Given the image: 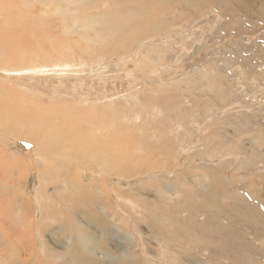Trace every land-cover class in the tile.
Returning <instances> with one entry per match:
<instances>
[{"label":"rangeland","instance_id":"obj_1","mask_svg":"<svg viewBox=\"0 0 264 264\" xmlns=\"http://www.w3.org/2000/svg\"><path fill=\"white\" fill-rule=\"evenodd\" d=\"M45 1L0 0V43L10 41L16 51L6 48V52L20 59L25 56L32 67L34 58L39 64L47 58L49 66L58 59L61 62L19 79L0 72V112L49 109L45 118L53 117L58 132L77 126L81 146L88 147L93 158L100 152L102 161L116 155L125 162L116 171L103 170L96 161L84 158L78 164L73 159L69 163L84 162L83 168L71 171L89 190L78 193L104 199L91 212L75 215L80 222L92 218L88 233L96 245L91 249L100 253L104 239L111 250L120 245L135 252L137 264H264V0H188L185 6L182 0H124L125 15H133L131 7L141 6L144 18L140 22L164 21L167 29L130 28L131 36L116 38L97 28L103 33L104 47L91 44V56L82 52L85 39L66 33L73 20L68 17L65 23L61 18V1ZM83 2L70 5L68 15L85 19L118 10L112 3L101 5L104 0L96 8ZM71 7L75 12L69 11ZM86 25L89 35L95 36V26ZM52 42L63 48L57 50ZM98 52L105 55L96 57ZM2 116L1 127L8 120H32L29 115ZM60 116L66 117L62 123ZM9 125L0 133L7 142L0 143V150L7 149L8 159L12 153L29 154L33 145ZM23 162L31 170L23 167L20 175L9 162L0 166V200L6 205L12 204L3 188L8 178L17 181L16 189L33 205L38 201L45 162L33 155ZM54 188L48 185L47 195L56 200L61 192L55 195ZM35 213L39 214L38 206ZM110 213L120 215L125 230L131 231L130 245L128 239L103 235L101 216ZM9 220L0 218V264L97 261L88 258V247L71 245L70 241L78 242L65 234L61 219L44 226L46 232L39 238L19 225V216ZM7 242L15 244L8 247ZM48 251L55 256H48ZM75 258L77 263L71 260ZM98 259L101 264H127Z\"/></svg>","mask_w":264,"mask_h":264},{"label":"bare ground","instance_id":"obj_2","mask_svg":"<svg viewBox=\"0 0 264 264\" xmlns=\"http://www.w3.org/2000/svg\"><path fill=\"white\" fill-rule=\"evenodd\" d=\"M49 1H54V2L61 1V2H59V4L62 5L61 6V10H60L61 11V18L63 19V21H65V23H67L66 20H67L68 17L72 18L71 20H73V22L71 23V25L70 26H67V28L65 29V31L68 30V31H66V33H69V32L71 33L72 32L73 34H78L79 36H81V38L83 40L85 39L86 40V48L82 49V52L85 53V54H87V55H89V56L92 55V53L90 52L91 51L90 50V45L91 44H99L101 48L104 47L103 46L104 45L103 44L104 43V38L101 37V35L103 33H101V31L98 30V29L105 30V31L109 32L110 34H112L113 36H115L116 38H117L116 35H119L120 37L123 38L125 36L128 37V35L131 36V33L130 32L132 30H129L130 28L133 29V30H139V31L149 32L152 29L154 31H156L157 28H163V27H165V29H167L166 26L168 25V23H166L164 21H158V22H156L154 24H150V25L144 24V23L140 22L144 18V17H142L143 13L141 12L142 9H144V7H141V6H136L137 9H135L136 7H131L130 6L131 7L130 10H132L133 15H131V16L130 15L129 16L128 15H125L123 13V11H121V10H123L125 8V7L121 6L122 3L126 2L124 0H104L103 4H101V5H108L109 6L112 3L114 6H116L115 9H118V10L115 13H101V14H97V15H88L87 17H85V19H76L75 15H73V14L68 15V10H66L70 5H72L74 3H79L80 4V2H82L83 0H49ZM84 1L85 2H83L82 4L87 3V5L89 7L96 8V6H97L96 3L99 0H90V1L84 0ZM136 1L138 2V1H142V0H136ZM42 2L43 3H46L45 0H42ZM161 2H163V1H161ZM185 3L187 5L188 0H182L181 1V5H184L185 6ZM162 6H163V8L166 7V5H162ZM128 7H126V8H128ZM64 10H66V12ZM76 10H78V8H76ZM69 11L75 12V9L72 8ZM77 14H78V12H77ZM149 14H151V13H149ZM149 17L150 16H148V18ZM17 21H19V20H17ZM153 22H155V21H153ZM86 23H89L91 26H93V25L95 26L94 32H95V36L96 37L89 35V30L88 29L90 27L87 29ZM74 26L76 27V29H74ZM166 32H168V31H166ZM119 36H118V38H119ZM106 37H107V35H106ZM53 43L56 44V47L55 48L57 50H60L59 47L63 48V45L62 44H61L62 45L61 46L58 43L52 42V44ZM111 43H112V41H111ZM6 48H8L9 50H11L13 52H16L14 50V44L12 45L10 41L4 42V44L0 43V72H4V73H6V75H13V74H15V75L19 76L18 79L19 78H22L24 76H32L33 73H35V71H38V72L41 73V72H43V69H44L45 66L48 67V68L49 67L52 68V67H58V66L61 65L60 60L59 59L56 60V57H54V59L56 60L55 64H54V62L52 63V64H54V66H52V65L49 66L47 64V58H46V60L44 62H41L40 63L41 65L38 62H36L38 60L37 58L31 59L33 61L32 64H34V67H32L33 65L28 66L27 63H26V60H25V58H26L25 56H23V59H20V55H17L16 56V53L6 52ZM55 48H54V52H55ZM120 52L117 55H119ZM85 54H83V55H85ZM95 55H97L96 57H98V56H104L105 53L104 52H98ZM41 57H43V56H41ZM18 63H21V65H17ZM37 63L39 64L40 67H36L35 66ZM144 64H145V62H144ZM73 66L76 67L75 65H73ZM84 66H85V64H84ZM139 66H137V67H139ZM127 70H128V68H127ZM58 72H60V71H58ZM102 74H104V72ZM9 96L10 95H8V97ZM150 97H151V95H150ZM119 102H121V101H119ZM5 103H6V105L9 104L7 102H5ZM38 103H40V102H38ZM71 105H73V104H71ZM118 105H119V103L117 104V107H118ZM93 106H94V104H93ZM95 106H96V104H95ZM73 107H74V105H73ZM36 109L37 110H35V109L32 108V110H31L30 108H27L26 110H24L25 111L24 112V111H22L19 108L17 110H13V109H10L9 108L8 109L9 111H5L4 110V111L0 112V115L7 116V117H12L13 116L14 118H21V117H24L25 118V116L27 117L28 115L29 116H32V120L29 121V122H26V119H23L21 121L14 120L15 122H11V121L8 120L7 121L8 123H7L6 127L5 126L4 127H1L0 126L1 127L0 128V133L6 132L4 129L5 128H10L11 126L9 125V123H11L12 126H13L12 128H14L13 133H15L16 130H17V133H18V135L20 136L21 139H23L25 141H28L29 143H31L33 145V150L29 154L23 155L24 154L23 153V154L20 155V154L12 153V154H9L8 155L9 157H11V159H8V157L6 156V153L5 152L8 153L7 149L0 150V157L3 160V161L0 162V166H3L2 164H5V163L9 162L10 167L13 168L17 172V174H19L21 168H23V167L26 168V166L27 167L29 166V169L31 168V165L30 164L23 162V158L30 157V155H33V156L36 157L37 160L38 159H40V160L42 159L45 162L44 163V165H45V172L41 175V177L39 176L40 177V179H39L40 187L38 189V194H37L38 195V199H37L38 201L36 202V204L33 205L32 202H31V198L29 199L28 196H26V198H25V197H23V194L21 195L22 191L20 193L16 189V185H17V181L16 180H13L12 181L10 178H8L6 180V183L3 185V188H5V190H6L7 199H9V201H11L12 204L6 205L5 203H3L2 200H0V218L1 219H4V220L10 221L9 218L11 220H14L15 217L19 216L20 217V223H19V225L20 226H23V227H26V229H31L32 236L35 237V238H39V237H42L44 235V232H46L45 230L47 229L44 226H46V225L49 224L48 227H51L53 223H57V220L61 219L62 220V223L64 224L62 226V228L64 229L65 234H67L70 237L71 240H73L75 242H78V243H73L72 241H70L71 242V245H73V246L76 247V244H79V246L81 248L88 247V249L90 250V252L87 253L88 254L87 256H88V258H89V256H92V257L96 258L97 261L95 262V264H101L100 263V260L101 259H98V257L103 258V259H107V258H109V259H116V260H118L117 262H121V263L124 262V263H127V264H137L138 261H139V258H138V256L134 255V254H136L135 252L133 253L132 250L128 249L127 247L126 248L125 247H122L120 245H117L114 250H111L108 247L110 245H108L107 242H106V240H104V239L101 242L100 247H99L100 253L99 252H96L93 248L91 249V246L93 247L94 245H96V244H94L95 243L94 242V238L92 239L90 237V234H89V233H91L90 232L91 230H90L89 224H90L92 218L85 217V218H83L84 221L81 220V222L78 221L77 219H75V215L77 214L78 211H82L84 213H87L88 211L91 212V209L93 207L96 209V207H98V205L101 202H102L101 203V205H102L104 199H92V197H94V195H93L94 193L92 195L87 196V198H86V196H81L78 193V191L79 192H84L85 190H88V188H85L81 183H78L77 179L75 178V175L74 174L73 175L71 174V171H73V168H76V169H81V167L83 168L84 167L83 166L84 162L80 163L79 166L78 165H71L69 163H71L72 159L75 160V162H77L78 159H80V162H81V159L84 158L85 160H91L92 163H93V160H94V161H96L97 164L101 165V167H102L103 170L105 168H110L111 167V170L114 169L115 171L117 169H119V168L124 167V166L121 167V165H123V163H125V162L121 161L120 158L116 157V155L115 156L114 155H111V157L108 156V159H105V160L102 161L100 159V157H99L100 152H98L97 155L95 156V158H93L91 156V154H90V149L87 146H86L87 148H84L83 146H81V142L83 143V141H82L83 139H80V136H77L76 135V127L77 126L75 127V124L74 125H71L70 127H67L66 128L67 130L64 131V133L58 132V130H56V128H58V127L55 126V125H53V121H52L53 117L50 120H49L50 117L48 119L45 118V115H47L50 112V111H48L49 109L48 110H45V109L42 110V108H36ZM51 112H52V110H51ZM5 113H6V115H5ZM95 113H97V111H95ZM137 113H138V115L140 114L139 112H137ZM105 116H106V114H105ZM106 117H105V119H106ZM164 117H166V116H164ZM41 118H43L44 121H39ZM65 118L66 117H64V116H60V122L62 123L63 120L65 121ZM116 118H117V116H116ZM105 119H104V121H105ZM106 121H107V119H106ZM148 123H149V121H148ZM51 126H54V127L51 128ZM123 127H126V126L124 125ZM151 129H150V131H151ZM54 130H55V132H54ZM116 130H115L116 132L119 131L118 126H117V129ZM10 132H11V130H10ZM127 132H130V130H128ZM76 137H78V138H76ZM104 137L105 136H103V138ZM132 137H134V136H132ZM6 139H8V136H7ZM133 139L131 141H133ZM2 140L3 139H1V136H0V143L1 144H4V145H7V142L6 141H2ZM111 141H113V140H111ZM86 142H88V145H90V142H89L88 139H86ZM134 143H135V141H134ZM134 143H133V145H134ZM83 145H84V143H83ZM116 145H117V147L119 146L118 144H116ZM93 146H95V145H93ZM56 147H58V148H56ZM58 149L61 150V152H58L57 151ZM108 150H110V149H108ZM104 151L105 150H103V152ZM107 153L108 154H111V152H109V151H107ZM75 155L77 156V158H75ZM112 156H113V158H112ZM125 156H127V155H125ZM126 159H130V158H126ZM37 162H39V161H37ZM140 163H142V162H140ZM77 164H78V162H77ZM101 167H99V168H101ZM130 167H132V166H130ZM170 168H171V166H170ZM167 169H168V167H167ZM168 171H169V169H168ZM107 174H105V175H107ZM104 178H105V176H104ZM48 185L55 187L54 188V191H55L54 194L56 193L55 195H57L59 193V191L61 192V193L58 194V196H56V200L55 199H51L52 196H50L51 198H48V195H47V193H48L47 192ZM93 188H94V186H93ZM16 199H21L22 203L17 202ZM109 201H110V198H109V200H107V203H109ZM37 206L39 208V214L35 213V210H36V207ZM30 216H31V220H28V217H30ZM37 216H39V217L37 218ZM110 218H111V221H110ZM101 219H102V221H101V225L102 226L101 227H102V230H103V235L105 233V236L107 235L108 238L114 237V238H117V239H120V238H125V240L128 239V242L126 241L127 244L130 243V240L131 241L134 240V237L129 233L131 231H126L125 230L124 227H126V226L123 225V220L120 219V215H116L115 213H110L109 215H105L104 214V215L101 216ZM104 228H105V231H104ZM34 243H35V241H34ZM14 244L15 243H8L7 242V246L8 247H12V246H14ZM90 253H91V255H90ZM48 256H55V253L53 254V251H50V253H49V251H48ZM8 259H7V261H8ZM71 260H72L73 263H77L78 262L76 260V258L74 260L73 259H71ZM16 262L17 261L13 262L12 264H21V263H16Z\"/></svg>","mask_w":264,"mask_h":264}]
</instances>
